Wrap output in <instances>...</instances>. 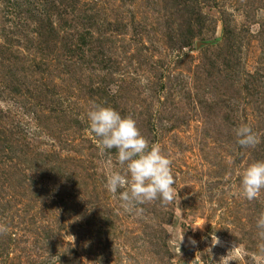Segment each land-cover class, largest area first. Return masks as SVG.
<instances>
[{
  "label": "rangeland",
  "instance_id": "obj_1",
  "mask_svg": "<svg viewBox=\"0 0 264 264\" xmlns=\"http://www.w3.org/2000/svg\"><path fill=\"white\" fill-rule=\"evenodd\" d=\"M96 105L171 161V201L129 213L105 189ZM256 161L264 0H0V264H264Z\"/></svg>",
  "mask_w": 264,
  "mask_h": 264
},
{
  "label": "clouds",
  "instance_id": "obj_2",
  "mask_svg": "<svg viewBox=\"0 0 264 264\" xmlns=\"http://www.w3.org/2000/svg\"><path fill=\"white\" fill-rule=\"evenodd\" d=\"M86 115L88 131L98 139L101 154L115 149L120 170L106 174L104 187L109 193L118 195L120 208L139 214L143 211L140 206L145 203L157 199L162 204L171 201L174 184L171 161L161 153L158 145L149 146L136 122L110 107L99 105L93 106ZM233 132L241 148H254L260 143L258 134L246 124L234 128ZM239 187L241 195L249 201L264 189V161H256L244 169ZM256 227L264 237V213L259 215ZM212 243L215 246L219 241L212 236Z\"/></svg>",
  "mask_w": 264,
  "mask_h": 264
}]
</instances>
